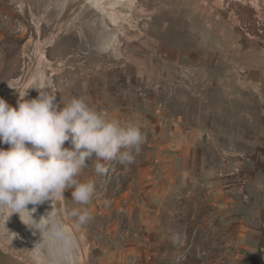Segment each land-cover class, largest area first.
Listing matches in <instances>:
<instances>
[{
  "label": "rangeland",
  "instance_id": "1",
  "mask_svg": "<svg viewBox=\"0 0 264 264\" xmlns=\"http://www.w3.org/2000/svg\"><path fill=\"white\" fill-rule=\"evenodd\" d=\"M121 1L0 0V96L16 106L14 88L31 99L50 82L58 102L86 97L147 135L128 171L115 161L103 175L82 170L96 185L89 205L71 189L30 204L67 239H43L19 213L0 217V264H241L232 220L264 225V0ZM177 141L192 162L173 159ZM75 207L89 209L88 224Z\"/></svg>",
  "mask_w": 264,
  "mask_h": 264
},
{
  "label": "clouds",
  "instance_id": "2",
  "mask_svg": "<svg viewBox=\"0 0 264 264\" xmlns=\"http://www.w3.org/2000/svg\"><path fill=\"white\" fill-rule=\"evenodd\" d=\"M33 88L39 94L31 99L26 98L29 89L14 88L19 93L16 106L0 96V143L9 145L0 147V217L19 213L43 239H67L51 213L37 223L31 215L35 208L27 206L59 202L69 189L76 204L89 205L96 185L91 179H78L82 170L91 164L96 175H103L108 172L104 162L115 161L128 171L147 135L139 123L109 118L86 97H62L58 102L50 82ZM65 142L71 146L65 147ZM70 215L80 226L92 219L87 207H75Z\"/></svg>",
  "mask_w": 264,
  "mask_h": 264
},
{
  "label": "crops",
  "instance_id": "3",
  "mask_svg": "<svg viewBox=\"0 0 264 264\" xmlns=\"http://www.w3.org/2000/svg\"><path fill=\"white\" fill-rule=\"evenodd\" d=\"M116 113V111L110 112V116L117 115ZM173 144L175 145H173V149L177 151L173 154V159H184L186 157L189 163L192 162V152H185L184 142L177 141ZM194 153H196V151H194ZM236 160L238 168H241V175H244L243 167L244 162H247V160H245L243 156H238ZM178 172L182 171L178 170ZM177 176L180 178L181 174L178 173ZM253 176L254 172L251 173V179H253ZM224 201L227 202L226 199H224ZM259 207L260 204L253 206L254 211H259ZM248 236H250V238ZM232 237L238 250L236 261L240 262L241 264H264V252L260 254L261 247L264 251V225H262V223L257 222L254 227H249L242 224L241 222H237L236 219L232 220Z\"/></svg>",
  "mask_w": 264,
  "mask_h": 264
},
{
  "label": "bare ground",
  "instance_id": "4",
  "mask_svg": "<svg viewBox=\"0 0 264 264\" xmlns=\"http://www.w3.org/2000/svg\"><path fill=\"white\" fill-rule=\"evenodd\" d=\"M116 1V0H115ZM131 1V0H130ZM130 1H125L124 3H121L120 5L123 7V9H119V8H117L118 7V5H116V7L113 5V3L111 2V4L115 7V10H116V12H118L119 13V15H120V19H122V20H124L126 17H127V15H128V10H129V8H130V10H131V7L133 6V5H130L131 3H130ZM99 2V1H98ZM120 2H122L121 0H119V3ZM254 2V4H258V2L257 1H253ZM227 3V2H226ZM110 4V5H111ZM118 4V3H117ZM236 4V3H235ZM107 6V5H106ZM106 6H103V7H106ZM112 6V7H113ZM131 6V7H130ZM230 7H231V5H230ZM232 7H233V5H232ZM235 7V6H234ZM117 8V9H116ZM237 8H241L240 6H238V4H237ZM114 9V8H113ZM233 9V8H232ZM131 12V11H130ZM236 12V11H235ZM115 14V13H114ZM250 20V19H249ZM251 21V20H250ZM120 22V21H119ZM262 27V26H261ZM250 30V29H249ZM260 30H262V29H260ZM251 32V31H250ZM261 34V33H260ZM254 35V34H253ZM252 35V36H253ZM255 37V36H254ZM9 147V145L6 147V148H8ZM30 206V204L27 206V207H29ZM46 217V216H45ZM36 232V231H35ZM39 232V231H38ZM42 236V235H41ZM42 241V240H41ZM59 243V242H58ZM63 244V243H62ZM57 246V245H56ZM67 246V245H66ZM56 249V248H55ZM56 256V255H55Z\"/></svg>",
  "mask_w": 264,
  "mask_h": 264
},
{
  "label": "built area",
  "instance_id": "5",
  "mask_svg": "<svg viewBox=\"0 0 264 264\" xmlns=\"http://www.w3.org/2000/svg\"><path fill=\"white\" fill-rule=\"evenodd\" d=\"M155 116L158 118L161 124L167 125L172 123V120L168 116L163 115L161 112L155 113Z\"/></svg>",
  "mask_w": 264,
  "mask_h": 264
}]
</instances>
